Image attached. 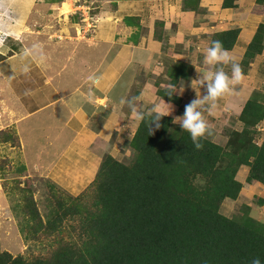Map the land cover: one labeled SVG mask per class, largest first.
Wrapping results in <instances>:
<instances>
[{
  "label": "trees",
  "instance_id": "trees-1",
  "mask_svg": "<svg viewBox=\"0 0 264 264\" xmlns=\"http://www.w3.org/2000/svg\"><path fill=\"white\" fill-rule=\"evenodd\" d=\"M182 2L183 10L202 12L200 0ZM234 2L223 0L222 8H235ZM256 4L264 6V0ZM123 22L138 25L139 20L127 17ZM239 32L233 27L215 33L209 47L219 40L230 51ZM163 35V23L156 22L154 38L165 50ZM17 49L0 54V63ZM263 51L260 23L239 64L243 73ZM191 71L187 64L174 63L166 70L167 84L190 80ZM156 85L157 95L181 111L182 99H169L166 87ZM149 119L146 115L127 143L129 160L102 153L93 181L78 195L47 181L43 214L25 166L12 170L7 159H0V180L12 181L20 197L21 233L44 249L16 256L0 250V264H250L254 257L264 264V222L252 218L247 207L237 218L220 212L225 199L234 201L240 194L243 185L236 177L242 166L248 167L246 185L264 186V135L261 138L257 130L264 121V93L253 91L242 106L237 117L240 131H228L224 145L207 137L202 150H196L190 134L166 116L150 135ZM1 145L20 147L14 129L0 130ZM10 172L13 176L5 180ZM255 204L264 207V199L258 197Z\"/></svg>",
  "mask_w": 264,
  "mask_h": 264
},
{
  "label": "crops",
  "instance_id": "crops-1",
  "mask_svg": "<svg viewBox=\"0 0 264 264\" xmlns=\"http://www.w3.org/2000/svg\"><path fill=\"white\" fill-rule=\"evenodd\" d=\"M222 3L223 0H200L202 12L196 15L182 9V0H106L97 7L99 13L96 23L92 18V29L77 26L78 22L72 18L73 27L84 28L87 34L77 37L74 30L73 35L62 37L57 54L65 56L54 71L49 67V59L43 64L30 60L32 85L27 99L20 100V115L14 116L13 104L0 97V130L16 131L20 147L10 148L22 151L17 165L25 166L27 177H44L68 194L78 195L93 181L102 153L115 157L124 147L130 153L127 143L139 123L126 106L121 107L120 99L140 97V106L143 105L147 115L154 104L162 103L156 83L161 89L168 85L166 70L176 62L187 64L192 70L191 79L180 80L176 86L174 95L182 99L181 111L164 100L172 106L166 117L179 125L174 119L183 115L185 105L197 95L206 94V88H200L195 80L207 68L204 57L210 37L239 28L236 44L229 52L233 61L240 64L256 28L264 23V6L257 5L256 0H235L233 9H223ZM71 9L74 12L73 5ZM127 17H136L138 25L124 23ZM156 22L163 23L165 50L164 43L154 38ZM14 54L9 58L20 55ZM71 61H80L82 67L72 64L68 70L66 64ZM262 64L264 51L246 69L235 93L221 98L215 112H207L206 119L230 112L235 104H239L238 116L256 91ZM225 71L231 75L230 66H225ZM90 76L98 77V83L93 84ZM38 79L40 86H35ZM39 116L44 120L30 121ZM45 126L57 130V138L64 137L59 141L56 135L49 137L46 130L48 137L43 140ZM55 144L59 149L54 159L49 160ZM117 144L123 147L118 149Z\"/></svg>",
  "mask_w": 264,
  "mask_h": 264
},
{
  "label": "rangeland",
  "instance_id": "rangeland-1",
  "mask_svg": "<svg viewBox=\"0 0 264 264\" xmlns=\"http://www.w3.org/2000/svg\"><path fill=\"white\" fill-rule=\"evenodd\" d=\"M61 1V0H56ZM52 2L49 0H4L2 6H0V26L7 32V36L3 42V48H0V52L3 54L10 53L14 44L16 50L20 44V48L15 51L14 55L21 53L25 47H31L33 44H40L42 51L46 59L50 60V69L54 71L56 65H61L62 59L65 55H59L58 46L62 37L67 35L77 36L78 29L73 27L72 20L78 22L80 27H86L92 29V23H96L99 9L97 8L100 3L106 0H62V2ZM52 2V3H50ZM65 3L67 5L62 6ZM73 5V10L71 9ZM85 12V15L82 13ZM73 18V19H72ZM92 18L94 20H92ZM91 19V20H90ZM65 61V59H64ZM28 63L30 60H22L20 55L17 58H8L5 64L0 65V97H4L9 105L13 104L14 116L20 115V100L27 99L25 93L30 94V86L32 85V78L30 72L25 75L22 72V66ZM82 67L80 61L69 62L66 64L67 69L70 67ZM40 66V65H39ZM54 66V67H53ZM43 68V67H42ZM262 71L258 72V83L255 85L256 90L264 93V65L261 67ZM2 75V76H1ZM35 86H40V80L35 83ZM16 92V93H14ZM247 96V95H245ZM214 115L212 118L207 117L210 128L212 129V135L209 136L214 142L224 145L227 140V133L230 130L240 131L242 128L241 123L237 119L239 112V104H235L232 110ZM207 112L204 113L206 118ZM44 120L43 116L33 117L30 119L32 122H41ZM0 121L1 118H0ZM46 123V122H45ZM259 127L264 128V121L259 124ZM44 137H48L46 130H49L50 136L57 138V130H52L49 126L44 127ZM56 133V134H55ZM260 136H263L259 132ZM64 136L58 137L57 140H61ZM49 139V138H48ZM260 144V140H257ZM48 142L44 143L47 144ZM99 143V142H98ZM114 143V142H113ZM64 145V144H63ZM98 145V144H97ZM118 145V144H117ZM62 146V145H60ZM47 147V146H45ZM121 144L117 146L120 149ZM58 146L52 147L49 152L53 160ZM116 149V148H115ZM125 150H121L115 157L119 158L123 162H127L129 154ZM117 150V149H116ZM128 150V149H127ZM20 149H11L7 145L0 146V159H7L12 167V170L17 164L20 163ZM130 152V151H129ZM128 153V154H126ZM114 157V156H113ZM101 160V158H100ZM1 172V171H0ZM248 167L242 166L237 173V181L242 183L243 187L236 200L225 199L220 207V212L228 218H237L242 214L245 207L249 210L247 213L257 221L264 222V207H258L255 204V200L259 198L264 199V186L257 183L254 185H246L245 178L247 176ZM1 175V173H0ZM12 173H6L5 180L11 178ZM1 177V176H0ZM25 178H21V186L24 184ZM33 180V184L37 189L34 198L37 200L41 214L44 212L43 197L46 193V182L50 181L44 177L30 176ZM53 183V182H52ZM55 184V183H54ZM56 185V184H55ZM57 186V185H56ZM58 187V186H57ZM60 188V187H59ZM61 189V188H60ZM65 191V190H64ZM66 192V191H65ZM20 197L12 187V181L0 180V250L8 251L13 256L18 254L28 255L30 250L33 252H42L44 249L40 244L27 241L21 233V226L23 225V217L19 212Z\"/></svg>",
  "mask_w": 264,
  "mask_h": 264
},
{
  "label": "clouds",
  "instance_id": "clouds-1",
  "mask_svg": "<svg viewBox=\"0 0 264 264\" xmlns=\"http://www.w3.org/2000/svg\"><path fill=\"white\" fill-rule=\"evenodd\" d=\"M4 0H0L2 6ZM0 26V48H3V42L7 36ZM3 54V53H0ZM22 60H31L38 64H43L46 57L43 54L42 46L40 44H33L30 48L25 47L20 53ZM204 64L207 68L201 72L198 79L195 80L199 87L206 88V94L202 97L197 95L195 99L185 105L182 116L175 117L183 131L190 134L192 143L196 150H202L204 145L202 140L212 135V129L205 118L204 113L212 114L218 107V101L227 96L234 94L236 86L241 84L244 80V73L239 65L233 61L230 52L224 48L223 43L219 40L212 41L211 46L206 49L204 57ZM225 66L231 67V75L225 71ZM22 72L27 75L30 72V65L25 63L22 66ZM93 84H97L99 78L90 76L88 78ZM166 87V96L171 97L177 92V87L173 83H169ZM26 95L29 93H25ZM141 98L132 97L131 99L122 97L119 101L121 107H127L130 110L131 116L137 123L145 120L146 113L143 111V105L140 106ZM172 111V106L166 104L162 99V103L154 104L147 115L150 117L148 122V129L150 135L154 130L161 127L160 121L162 117L168 116ZM154 126V127H150ZM264 135L263 131H258ZM263 136H261L262 138ZM199 180V178H198ZM203 184V181H199ZM250 264H262L259 257H254Z\"/></svg>",
  "mask_w": 264,
  "mask_h": 264
},
{
  "label": "built area",
  "instance_id": "built-area-1",
  "mask_svg": "<svg viewBox=\"0 0 264 264\" xmlns=\"http://www.w3.org/2000/svg\"><path fill=\"white\" fill-rule=\"evenodd\" d=\"M80 29H83V30H78V32H77V34H79L78 36L82 35V33L84 35L87 34L88 31L86 29H84V28H80ZM257 130L262 132L263 131V128L262 127H259Z\"/></svg>",
  "mask_w": 264,
  "mask_h": 264
}]
</instances>
